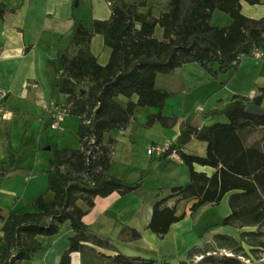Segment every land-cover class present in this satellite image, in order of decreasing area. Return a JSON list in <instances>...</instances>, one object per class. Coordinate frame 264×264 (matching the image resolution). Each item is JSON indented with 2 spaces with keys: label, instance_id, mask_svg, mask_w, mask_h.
<instances>
[{
  "label": "trees",
  "instance_id": "1",
  "mask_svg": "<svg viewBox=\"0 0 264 264\" xmlns=\"http://www.w3.org/2000/svg\"><path fill=\"white\" fill-rule=\"evenodd\" d=\"M162 1L159 8L148 0H111L110 17L92 19L89 27L72 16L70 43L57 55L52 91L65 96L62 108L66 115L78 118L79 147L48 152L46 192L50 197L39 194L32 198L28 205L35 206V211L10 209L6 216L0 214V264H19L30 259L41 247L38 236L56 234L65 221L73 234L58 264H70L72 252L91 255L88 264H95L94 259L113 264L157 261L119 252L115 242L126 244L140 239L141 233L136 228L121 226L113 242L92 231L82 220L77 201L89 204L97 196L105 197L116 190L131 192L143 183L142 177L126 183L108 174L114 140L105 141V133L123 129L138 107L157 109L156 113L148 114L145 127L158 122L164 128H172L177 123V116L162 113L165 100L173 94L155 86L158 73L172 75L175 68L194 62L216 78L218 72L236 69L240 61L232 65L236 56H250L254 49L264 48V17L254 19L243 15L241 0ZM247 1L259 3V0ZM15 9L0 0V18ZM214 10L227 14L230 24L212 26L210 18ZM157 27L161 29V38L155 36ZM94 34H100L104 46L110 49L104 65L91 51ZM32 84L37 82L29 80L26 84L28 93ZM120 96L126 102L121 103ZM133 96L136 100H132ZM261 100L262 95L248 98L234 94L222 109L202 114L223 115L227 119L224 123L198 128L190 124L192 117H187L180 123L177 138L161 155L152 157L163 160L174 151L186 165L190 178L188 184L172 186L167 195L154 201L146 229L159 237L165 236L171 224L183 218V214L175 213L179 201L196 199L190 207L194 213L204 203L218 204L230 192V212L201 234L214 227L230 226L238 231V236L216 233L211 243L190 249L180 264H249L254 254L264 250V232L260 230L264 225V115L246 112L249 104L260 108ZM4 135V152L9 155L13 152L10 137L8 133ZM191 138L206 143L205 155L185 149ZM194 164L214 171L206 175L194 170ZM12 171V168L0 169V178H8ZM170 199L174 203L167 206ZM96 249L116 254L106 256ZM196 255L201 258L193 261ZM162 264L168 263L162 261Z\"/></svg>",
  "mask_w": 264,
  "mask_h": 264
},
{
  "label": "crops",
  "instance_id": "2",
  "mask_svg": "<svg viewBox=\"0 0 264 264\" xmlns=\"http://www.w3.org/2000/svg\"><path fill=\"white\" fill-rule=\"evenodd\" d=\"M148 1L157 4L159 8L163 6L162 0ZM1 2L8 8L16 7V9L0 18V89L8 93L0 107V158L3 159L0 162L7 164L8 167L13 165L12 169L21 167L25 163L30 166L31 170L26 174L21 169H17L14 170L13 178L0 179L12 188L7 190V195L10 200L12 198L16 200V207H25L26 211H35V206L28 205V202L46 191L48 152L61 147H79L76 135L77 117L68 115L63 123L64 127L59 130L48 127L51 115L45 117L44 120L40 118L51 102L64 103L65 101V96L54 94L52 91L57 69V55L70 43L72 16L77 17L83 25L89 27L92 19H108L111 11L105 0H1ZM240 10L249 18L264 17V0H259L256 4L241 0ZM153 12L155 15L158 14L156 9H153ZM230 22L231 19L227 14L218 13L216 10L210 18L212 26L224 27ZM156 30L157 28L155 32ZM91 51L101 65L107 63L110 49L104 46L100 34L92 36ZM230 73L231 76H228ZM29 80L36 81L37 85H30L28 93L26 84ZM15 82H17V90L13 91ZM155 86L173 94L165 100L162 113L166 116H177V123L172 128H164L158 122L145 127L148 114L156 113L157 109L138 107L123 129L109 131L105 133L104 138L105 141L108 138L114 140L111 145L108 174L126 183L136 181L144 172L153 169L159 170L160 176L151 187H146L143 182L138 189L131 192L116 190L105 197L93 198L89 204L77 201L82 211L83 222L92 231L113 242L123 225L134 227L137 230L141 229L140 239L126 243L136 244L134 247L136 249L133 251L122 253L118 244L116 245L120 253L144 259L152 258L153 255L150 254L154 256L158 254L157 248L163 240L159 239L162 237L151 231L147 232L149 230L146 229L154 201L167 195L170 187L183 186L190 182L188 169L177 155L156 160L147 155V147L151 144H165L174 141L179 134L180 123L189 116L192 117L190 124L198 128L216 122H226L227 119L223 115L211 117L202 114L210 110L222 109L234 94L248 98L262 95L260 108L264 109V48L254 49L250 56L240 59L236 69L228 68L226 71L218 72L216 78H212L199 64L191 62L175 68L172 75L158 73L155 77ZM198 90L200 98L197 100L204 99V106L191 102V98L189 101L187 99V96L190 97L191 93ZM132 100H136V96H133ZM119 101L124 103L126 98L120 96ZM1 116L7 117V121L2 120ZM5 126L6 131L3 129ZM5 133L9 134L13 150L6 159L3 158L6 147ZM14 134H18L17 139ZM2 135L5 139L4 147ZM195 139L191 138L185 145V149L196 155H205L206 143L203 141L197 143ZM32 143L33 145L29 146L23 155H15L24 144ZM39 146H43L47 153L39 151L37 148ZM47 146L51 148L46 150ZM193 167L194 170L204 172L206 175H211L214 171L208 166L194 164ZM0 193L5 195V192L0 191ZM226 194L229 196L230 192ZM195 201L196 199H186L175 205L176 215L183 214V218L171 224L165 237L171 235L170 240L181 239L179 241H182L186 234L197 232L199 228L204 230L207 226L220 221L222 217L209 210L219 203L215 205L204 203L194 213H191L190 207ZM173 203L174 200L170 199L167 206H172ZM205 217L210 218L209 221L203 220L204 227H198L200 220ZM207 222L210 223L206 225ZM70 231L72 230L68 228L67 238L58 248L53 247L54 242L52 241L55 239L52 235L38 236L41 242L40 249L30 259L24 260L28 261L24 263L58 264L63 251L68 247ZM216 233L219 232L206 238L201 246H194L202 247L205 243H211ZM143 238L153 249L138 244ZM96 250L106 256L112 257L116 254L101 249ZM90 257L89 254L81 256L78 252H72L70 264H88ZM94 260L95 264H113L101 259Z\"/></svg>",
  "mask_w": 264,
  "mask_h": 264
},
{
  "label": "rangeland",
  "instance_id": "3",
  "mask_svg": "<svg viewBox=\"0 0 264 264\" xmlns=\"http://www.w3.org/2000/svg\"><path fill=\"white\" fill-rule=\"evenodd\" d=\"M216 11L218 13H223V12H221L219 10H216ZM223 14H225V13H223ZM213 23H214V21H213ZM155 36L157 38H161V29L159 27H157V30L155 32ZM229 79L230 78H228V80ZM223 83L225 84V82H223ZM16 90H17V82H15L14 85H13V91H16ZM190 98H191V102H195V103H197L200 106H204V103H205L204 102V99L199 100V101L197 100V99L200 98L199 90L196 91V92L191 93L190 97L187 96L188 101H189ZM4 100H5V98L0 101V107H1L2 103L4 102ZM64 103H65V101H64ZM64 103L51 102L45 108V111L40 116V118L42 120H44L45 117L50 116L52 114L51 113L52 111L55 112V110L61 108L64 105ZM138 112L136 113L137 115L140 113V112L139 113ZM67 116L68 115H66L65 118H67ZM7 119H8L7 117H2V120H4V121H7ZM64 121H65V119H64ZM64 121L62 122V124L60 125V127L57 130H59L60 128L62 129L64 127L63 126ZM219 121H222V120H219ZM48 127H49V125H48ZM3 129H4V131H6L7 130V127L5 126ZM42 131H43V128H42ZM16 135H18V134H14L15 139H17ZM2 139H3V147H4V145H5V139H4V136L3 135H2ZM195 142L198 143V142H202V141H200L198 139H195ZM31 145H33V143L32 144H26V145L24 144L22 146V149L20 151H17L15 153V155L16 156L17 155H20V156L23 155L24 152H27L26 149L29 148V146H31ZM37 148H38L39 151H41V152L43 151L44 153H47V151L45 152L43 146H39ZM50 148H51V146H50ZM3 158L6 159V158H8V156L5 155V154H3ZM2 160L3 159L0 158V161H2ZM6 161H8V160H6ZM12 166L13 165H11V166L8 167L7 164H4V163L0 162V169H8V168H12ZM17 169L18 170L21 169L26 174L28 172H30V170H31L30 169V166H28L27 164L24 163L23 165H21V167H15L13 169V172H11L9 174V178H13L15 176L14 175L15 174L14 173V170H17ZM158 176H160V171L159 170L156 171L154 169L153 170L146 171L142 175H140V177L143 178V182H145V186L146 187H151L155 183V180H157V177ZM2 183L3 182H1V179H0V191L1 192H5V195H2L0 193V214L2 216H6L7 213H8V211L10 209L26 210L25 207H19V208L16 207V205H15V201L16 200L14 198H12L10 200V198L7 195V190H10L12 188L9 187L10 185H7L6 184L7 182H5L3 184ZM186 183H188V182H186ZM41 194H44L45 197H47V198L50 197V193L49 192H46L45 191V192H43ZM228 198H229V196L226 194V196L221 200V202L218 205L213 206L212 209H209V210L211 212H213L214 214H218L220 217H223V216L227 215L229 213ZM209 219L210 218H207V217H205L204 219L202 218L200 220V223H199L198 227H204V225H203V222L204 221L203 220L209 221ZM208 223H210V222H207L206 225ZM1 224H2V222L0 220V228H1ZM139 227H141V226H139ZM68 228L71 230L68 222L62 223L60 225L59 231L56 234L52 235L53 236L52 238L55 239L54 241H52V242H54V244H53L54 246L53 247H57V248L60 247L61 242L64 241V240H66L67 235H68L67 234ZM199 229L200 230L197 231V232H191V233H188L185 236H183L182 241H179L181 239H174V241L173 240H170L171 239V235H170V237L169 236L165 237L166 236L165 235L164 237L159 238V239H163V240H161L160 247L157 248V251L156 252L158 254H155V256H154V254H150V255H153L152 258L155 259V260H157V261H159V262L165 261L168 264H180L181 261L186 260L188 251L190 249H192L194 247V245L201 246L204 243V241L206 240V238L212 237V234L215 233V232H219V233H223V234H230V235H233V236H236V237L238 236V231L236 229L230 227V226H218V227H214L213 229L205 232L204 234H201V232L203 230L201 228H199ZM260 230L262 232H264V225H262L260 227ZM139 231L141 232V229ZM70 232H71L70 235H72L73 234L72 231H70ZM147 232H150V231H147ZM141 240H139V242H138L139 245H145V247H147L149 249H153L152 246H148L147 245V242L144 240V238L141 239ZM115 244H118L119 249H120V251L122 253H127V251H129V250L130 251H133V249H136V248H134V247H136V244L129 245V244H123V243H116V242H115ZM197 256L198 255H196L195 257H193L192 260L193 261H196L197 260L196 259ZM24 262H28V261L21 260L20 261V264H28V263H24ZM249 264H264V250H260L258 253L254 254L253 257L251 258Z\"/></svg>",
  "mask_w": 264,
  "mask_h": 264
},
{
  "label": "built area",
  "instance_id": "4",
  "mask_svg": "<svg viewBox=\"0 0 264 264\" xmlns=\"http://www.w3.org/2000/svg\"><path fill=\"white\" fill-rule=\"evenodd\" d=\"M107 6L111 5V0H105ZM242 58V56L238 55L236 56V59L232 62V65H236V63ZM6 91L0 89V101L5 97ZM51 120L49 123V127L51 129H58L62 122L64 121L66 117V110L65 108H59L55 110V112H51ZM170 145V143H165V144H151L150 146L147 147L146 153L147 155L151 157H157L161 155ZM174 151H172L171 155H174ZM176 155V154H175ZM201 256H197V260H199ZM154 264H162V262L156 261Z\"/></svg>",
  "mask_w": 264,
  "mask_h": 264
},
{
  "label": "water",
  "instance_id": "5",
  "mask_svg": "<svg viewBox=\"0 0 264 264\" xmlns=\"http://www.w3.org/2000/svg\"><path fill=\"white\" fill-rule=\"evenodd\" d=\"M246 112L249 113V114H252V115H256V116H262L264 115V109H261L253 104H249L247 107H246ZM50 147L47 146L46 147V150H49Z\"/></svg>",
  "mask_w": 264,
  "mask_h": 264
}]
</instances>
